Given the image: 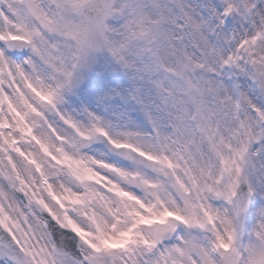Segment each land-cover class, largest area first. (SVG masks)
Returning <instances> with one entry per match:
<instances>
[{
	"label": "snow or ice",
	"instance_id": "6c2138e0",
	"mask_svg": "<svg viewBox=\"0 0 264 264\" xmlns=\"http://www.w3.org/2000/svg\"><path fill=\"white\" fill-rule=\"evenodd\" d=\"M0 264H264V0H0Z\"/></svg>",
	"mask_w": 264,
	"mask_h": 264
}]
</instances>
